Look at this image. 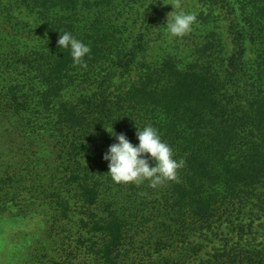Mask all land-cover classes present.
Returning a JSON list of instances; mask_svg holds the SVG:
<instances>
[{
	"label": "trees",
	"instance_id": "obj_1",
	"mask_svg": "<svg viewBox=\"0 0 264 264\" xmlns=\"http://www.w3.org/2000/svg\"><path fill=\"white\" fill-rule=\"evenodd\" d=\"M234 1L239 13H230L233 59H220L227 48L216 32L218 25L211 19L213 13L201 12L196 15L198 26L208 28L209 34L195 38L199 39L195 43L199 51L195 59L168 54L148 63L137 81L128 89L121 84L118 91H112L113 82L130 74L138 56L164 37H155V26L143 21L136 40L128 46L132 39H126V31L100 17L106 7L112 6V0L20 2L32 7L33 14L43 23L46 42L31 57L24 51L17 60L6 57L5 63L10 59L23 64L25 57L30 58L36 64L37 85L41 88L37 96L41 114L54 117L62 128L77 134L68 152L73 167L63 186L76 188L84 206L82 215L88 220L80 219L86 234L71 231L72 205L61 201L55 189L49 195L61 209L58 219L65 226L62 232L54 236L48 228L40 233L24 232L18 238V246H10L7 241L11 233L7 234L9 228L4 226H19L34 218L36 215L30 213L32 200L44 199L47 192L41 169L31 173L30 179L20 178L14 174L11 161L2 158L1 162L7 163L0 162V253L4 255L0 263L73 264L64 260L81 248L84 251L79 255L84 257L81 262L128 264L123 252L129 224L127 214L107 211L108 214L98 209L102 204L109 205L105 188L114 183L107 177L108 162L103 163L100 157L118 141L108 137L99 152L97 133H108L106 128L113 127L115 133H131L125 135L133 145H138L136 126L142 129L152 125L171 146L174 158L184 161V166L178 170L177 180L155 189L147 181L135 184L136 190L128 197L155 200L163 214L176 220L178 237L187 233L189 240L188 255L179 252L175 253L179 259L171 258L166 251L169 245H165L159 260L153 263L264 264V242L256 243L257 229L264 230V0ZM92 10L98 16L84 15ZM93 16L96 18L91 20ZM0 29L14 37L28 36L23 22L13 13V6L3 0H0ZM63 32L72 33L90 47L83 65H74L70 52L58 46ZM250 34L258 35L252 38ZM233 64L232 75L229 70ZM231 81L235 91L228 98L226 91ZM89 82L96 84L94 95L77 99L79 87ZM31 97L25 96V101L19 104L17 94L11 95L22 105L17 113L29 110ZM85 141H89V148L83 145ZM86 158L90 163L84 162ZM149 162L151 165L152 161ZM35 184L37 188L32 190L30 185ZM31 194L36 197L31 198ZM157 194H161L160 198L164 195L163 203L158 201ZM17 200H21L18 206ZM86 209L97 212L90 215ZM70 234L78 236L77 247L70 248L67 244ZM214 239H220L219 246L204 254L206 243ZM68 249L72 253L69 257Z\"/></svg>",
	"mask_w": 264,
	"mask_h": 264
},
{
	"label": "rangeland",
	"instance_id": "obj_2",
	"mask_svg": "<svg viewBox=\"0 0 264 264\" xmlns=\"http://www.w3.org/2000/svg\"><path fill=\"white\" fill-rule=\"evenodd\" d=\"M112 1V6L106 7L100 17L107 18L111 23L114 22L117 27H120L119 29H123L124 32L126 31V39H132L128 41V46L136 40L140 24L143 21L156 27L153 30L155 37L164 35L160 41L157 39L147 47L143 54L138 56L135 62L136 66L133 67L130 74L125 75L122 80H115L113 82L112 91H118L117 89L121 84H124L128 89L132 83L139 79V73L145 72L144 67L148 63L162 59L168 54L183 55L184 59L187 60L196 58V54L199 51L196 49L195 43L199 39L195 38L202 39L206 37L209 34V29L198 26L199 23L196 21L192 26V30L185 36L169 38L166 32V23L169 14L174 11V8L177 12L183 9L184 12H191L196 15L201 12L205 14L213 13L211 14V19L216 22L214 25H218L216 32L219 34V39L224 41L227 48V52L220 59L224 57V60L230 61L235 57L233 53V49L235 48L234 38L230 30V20L232 19L230 13L234 12L238 14L239 11L234 8V5L238 7L234 0ZM20 2H23V0H3V3L13 6V13L18 20L23 22L28 36L14 37L8 35L6 32L4 33L0 29V162L2 158L4 160H10L14 174L20 178L25 177L30 179L33 176L32 174L38 171V169H41L42 177H45L44 190H46L47 195L44 199L39 197L32 200V212L30 213L36 215L34 218L27 220L19 226H4V228H9L6 230V233H11L7 241L10 246H18V238L24 232L28 234L40 233L46 228H48L52 236L57 232H62L65 226L63 221H59V212H61V209L52 203V196L49 195V193L56 190L61 195V201H69L72 205V211L70 213L72 216L70 224L71 231H77L79 233L78 235L86 234V230L82 229L83 226L80 223V219L88 220V218H84V215H82V212L84 213L82 211L84 206L80 202L79 193L76 188L63 186L64 183H67L68 175L70 174L69 170L73 167L68 157L69 147L78 136L75 132L67 128H62L54 117L48 114H41L37 97L41 88L37 85V81L39 80L37 79L38 76L35 69L36 64L30 62V58L28 60L27 57L22 60L23 64L13 61L17 60L20 55H24V51L28 52L26 56L31 57L38 49L43 47L46 42L45 38L47 37L43 23L37 15L33 14L32 7L25 4L23 6ZM94 14L98 16L96 10L84 12L85 16ZM93 17L91 20L96 18V16ZM134 34L135 36L133 37ZM257 35L250 34L252 38ZM184 37L189 39H184ZM248 47L250 49L252 47L251 44ZM6 57H13V60L9 59V62L5 63ZM212 60H215L214 56ZM216 65L217 60L215 62ZM231 70L233 75L235 73L234 64L232 68L230 67L229 71ZM95 85L91 82L81 85L78 89L77 99L91 98L94 95V91H96ZM228 88L229 90L226 91V95L230 98L235 91V85L232 81L228 84ZM12 89H15L13 93H11ZM15 93L19 98V104L25 101V96H32L29 98V110L21 114L16 112L22 105H19L14 98H11V95ZM116 134L128 135L131 133ZM110 136L109 133L104 131L97 133V140L99 141L97 151L101 152L100 145L106 142V139ZM83 145L89 148V141H85ZM88 155L89 153L86 152L85 157H88ZM149 160H151L150 157ZM100 161L106 163L102 156L100 157ZM84 162L88 164L90 160L86 158ZM1 163H7V161ZM107 177L111 179L109 175ZM103 180L105 181L106 179L103 178ZM35 185H30L32 190L35 189L34 187L37 188V184ZM38 185H40V182ZM134 185L129 184L127 187H124V185L113 183L106 187L105 195L109 205L102 204L98 208L103 213L120 211L127 214L129 224L127 227L126 245L123 252L128 264H154L153 261L159 260L160 251L164 249L162 247L165 245H169L166 251L171 258L177 259L178 256L175 253L178 254L179 252H183L184 256L188 255L186 249L189 244V240L186 239L187 233L183 237H178L179 232L176 230L179 226L176 224V220H171L170 217L163 214L164 210L155 200H142V198L135 197L129 198L128 195L130 196V193L136 190ZM160 196L161 194L156 195L157 198H160ZM32 197L35 198L36 196L31 194ZM163 199L164 195L158 201L163 203ZM20 201H16L17 206ZM143 201L145 205H142ZM86 210L89 211L90 215L91 213L94 214L97 212L93 209ZM257 231L259 234H256V243L259 244L264 242V230L257 229ZM68 236L67 244L69 247H77L78 236L76 234H70ZM203 240L198 239L199 242ZM206 244L208 247L205 248L204 254L208 252L212 253L213 249L219 246L220 239H214L212 243ZM70 250L68 249V257L72 254ZM82 252L84 251L79 248L78 251L74 252L72 256L64 261H70L73 264H89V262H81L84 259L83 256H79ZM173 253L174 256L172 255ZM161 254L163 255V252ZM204 254H201V257H204ZM3 256L0 253L1 262L4 261ZM76 256H79V258H75L74 260Z\"/></svg>",
	"mask_w": 264,
	"mask_h": 264
},
{
	"label": "clouds",
	"instance_id": "obj_3",
	"mask_svg": "<svg viewBox=\"0 0 264 264\" xmlns=\"http://www.w3.org/2000/svg\"><path fill=\"white\" fill-rule=\"evenodd\" d=\"M196 21L195 13L177 12L174 8L167 18V35L169 38L183 37L192 30ZM57 43L61 50L70 52L74 65H83L91 52L88 45L76 39L70 32L61 33ZM136 129L138 145H133L125 134L117 135L113 127L106 128L118 141L104 155L109 167L107 175L116 184H140L147 181L154 189L165 182L177 180L178 170L184 166V161L174 158L173 149L162 140L155 127L146 125L140 129L136 126Z\"/></svg>",
	"mask_w": 264,
	"mask_h": 264
}]
</instances>
